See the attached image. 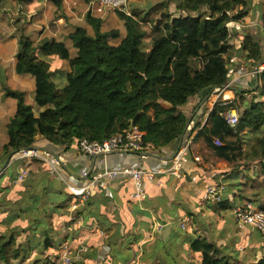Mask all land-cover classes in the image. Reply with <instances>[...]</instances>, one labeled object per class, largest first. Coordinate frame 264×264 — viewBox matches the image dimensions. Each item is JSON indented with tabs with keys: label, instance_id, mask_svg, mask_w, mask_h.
Listing matches in <instances>:
<instances>
[{
	"label": "trees",
	"instance_id": "16d2710c",
	"mask_svg": "<svg viewBox=\"0 0 264 264\" xmlns=\"http://www.w3.org/2000/svg\"><path fill=\"white\" fill-rule=\"evenodd\" d=\"M54 1L60 9L61 1ZM172 2V12L166 0L146 10L134 7L130 16L117 12L125 31L117 44L113 41L120 38L119 31H102L103 20L87 13L85 22L92 34L77 26L66 36L76 51L73 57L62 41H34L21 33L17 38L15 74L34 78L35 110L26 104L24 92L2 86L3 98L16 100V111L6 125L7 142L1 149L0 168L10 156L33 148L38 138L69 150L82 139L102 141L132 125L144 132L145 142L153 149L176 145L187 123L180 108L195 96L205 97L225 87L228 73L241 67L231 62L236 54L232 40L242 43L244 59L250 62L245 67L248 72L254 71L261 54L258 43L227 27L245 16L247 0ZM154 14L158 17L152 21ZM141 23L152 26L148 47ZM51 57L67 61L68 69L51 71ZM258 77L255 92L259 102H247L239 92L231 104L217 102L195 139H202L214 158L235 169L241 162L246 166L256 164L260 176H264V71ZM228 109H236L239 114L234 126L224 119ZM214 140L221 146L214 145ZM15 178L14 170L0 175V264H19L34 254L40 257L34 262L58 264L64 247L74 264H264V235L250 227L239 229L230 220L223 226H233L236 236L224 245L185 232H174L166 242L143 244L145 236H121L118 224L100 212V206L107 203L102 190L80 204L41 165L29 169L27 178L12 185ZM250 202L264 211V199ZM73 205L76 208L71 213ZM235 207L224 195L223 201L212 208L217 212ZM79 220L83 227L77 226ZM93 224L107 235L111 227L115 228L108 235L111 243L92 237ZM90 235L89 242L82 243L86 248L82 251L80 241ZM250 241L255 244L250 250L258 251L261 257L255 258L252 253L255 259L246 263L238 248L249 250L246 243ZM101 243L107 244L109 251L103 261L97 262V246ZM178 244L186 245L187 250L174 252ZM157 252L162 253L159 260Z\"/></svg>",
	"mask_w": 264,
	"mask_h": 264
},
{
	"label": "crops",
	"instance_id": "0c3cea01",
	"mask_svg": "<svg viewBox=\"0 0 264 264\" xmlns=\"http://www.w3.org/2000/svg\"><path fill=\"white\" fill-rule=\"evenodd\" d=\"M10 1L13 0H7L6 3L3 4V7L5 8L12 5L13 3ZM50 1L52 0H25V2L20 5L16 4L17 6L15 8H18L17 10L22 11V13L27 11V14H24V16L29 18L26 26H43L46 25L43 19H47V16H45L47 11L50 14L51 12L53 14L55 13L54 9L50 11L54 7L52 3H49ZM60 1L61 8H57L59 15L56 16L54 23L58 26L63 24L66 31L64 34L65 37L77 26L85 28L88 32V27L84 24H73V19L78 22L85 21V15L90 13L91 4H93L95 0ZM53 2L56 4L54 0ZM244 11L246 14L241 21L233 23L234 25L231 27L242 32L244 36L254 38L261 51L260 59L257 61L254 69L261 66L264 67V0H247ZM90 14L93 17L103 20L102 31L106 32L112 30L113 28L109 29L107 27L112 24L118 25L117 30L120 33V38L118 40L120 41L124 37L125 31L123 33L121 31L123 23H120L122 21H120L115 12L105 11L100 15L94 13ZM30 18H32V20ZM104 20L108 23L107 25H105ZM20 21H24V18L21 17ZM28 22H31V24ZM30 38L34 41L40 40L32 37ZM61 40L57 39L56 41ZM66 41L67 40L64 41L66 47H72L71 42ZM234 41L235 40H232L231 43L235 45L236 54L231 60L233 63H237L241 67H244L245 74H242L241 77L227 89H220V91L212 90L205 97L195 96L191 98L184 107L180 108V111L187 118L188 125L186 123L187 128L186 130L184 129V135L181 136L176 145H171L167 148L152 149L146 153L140 154L120 151L102 158L83 155L79 152L78 147L64 150L61 147L54 146L38 138L33 148L48 153L51 156L49 158L51 164L55 159L61 157L62 161L59 167H57V172L62 177L61 179H58L56 175H51L48 171L49 165L42 162H33L25 166L17 162L11 163L10 160L6 167V162L4 166H2L1 171L4 169L2 173L6 174V172L15 169L17 175L22 168H28L29 170L41 165L49 176H54L67 187L69 184L78 185L82 183L84 181L82 173L86 170L91 174L102 171L105 167L109 169H118L124 166H133L143 169L164 170L168 162L175 155L180 144L185 139L192 137L191 154L188 156L189 162L184 166V179L178 180L168 175L157 177L153 183L146 184V197L143 201L132 199L134 191L132 181L112 182L104 192L107 203L105 206H100V212L106 215L110 222L118 224L121 236L132 237L133 235H140L143 238L145 236L146 238H144L143 244H152L156 241L166 242L174 232H185L192 237H209L219 245H224L226 240L236 236L233 226L231 227L230 224L223 226V223L229 220L235 225L232 210L216 212V210L212 208L213 206H205L201 200L204 186L210 182H222L225 184V200H227L228 204L231 206H238L246 201L254 202L258 200L261 202L264 199V176H260L259 166L256 164H249L246 166L241 162L239 164L240 166L235 169L226 161L214 158L206 148L202 139H195L197 133L206 124L217 102H220L223 106L231 104L236 99V92L242 93L244 99L247 102H251V96L259 86V77L257 78L256 75L248 74V68L245 67L250 64V62L244 59L245 53L242 52V43ZM15 55L16 53L13 54L12 64L10 63L8 68L4 67L0 71L2 77L6 81V85L11 89H13V81H22L17 78L18 75L16 76L15 74ZM52 59H55V57L50 58V63ZM61 71H66V69ZM27 80L28 79L25 81ZM222 100H226V104H224ZM9 106L13 109L15 104L13 101L2 99V94H0V119L6 118L4 121L5 130L7 123L12 118L10 116L11 114L8 112ZM232 110L236 111V109H228L225 112H230ZM12 113L13 115L15 114L14 110ZM8 117L11 118L8 119ZM6 142L7 139L4 137L0 149ZM144 156L146 158H144ZM193 156H199L201 158V163H195L192 159ZM159 181L162 182L161 187L157 185ZM75 208L76 206L73 205L70 208V212L72 213L75 211ZM182 223L186 226L184 231H182L180 227ZM77 226H84L82 220H79ZM90 227L94 230L92 237L98 239L99 242H103L104 239H101L103 238L101 235L104 233L102 228L96 224ZM111 228V231H115L114 227ZM111 231L109 234L112 233ZM108 235L105 241L106 243H111V238ZM89 240V236L82 237L80 244L83 242L88 243ZM63 249L65 250L63 255L66 254L71 259L66 252V248L64 247ZM81 249L82 251L86 250L84 245L81 246ZM180 250H187V246L178 244L174 252H179ZM97 251V262H101L109 251L108 245H102L101 243L97 246ZM139 251L141 252V250ZM138 256H140V253ZM161 257L162 253L157 252L156 259L159 260ZM191 258H194V256L191 255Z\"/></svg>",
	"mask_w": 264,
	"mask_h": 264
},
{
	"label": "built area",
	"instance_id": "2783aa9c",
	"mask_svg": "<svg viewBox=\"0 0 264 264\" xmlns=\"http://www.w3.org/2000/svg\"><path fill=\"white\" fill-rule=\"evenodd\" d=\"M129 0H95L91 4L90 13L103 14L105 11L111 12H121L130 16L128 11ZM233 23H229L227 27H231ZM232 62V60H231ZM264 71V67H258L254 71L249 72L250 75H258ZM242 74H245V68L240 67L237 70H231L227 77L229 78L228 84L222 89H227L231 84H233ZM220 91V89H214ZM255 103L259 102L261 99L257 97L255 92L251 96L250 101ZM226 104V100H222ZM224 119L229 125L234 126L239 120V114L237 111L232 110L230 112H225L223 114ZM192 137L185 139L178 147L175 155L168 162L167 167L164 170H151L136 168L133 166H124L118 169L104 168L95 174L89 173L88 170L82 173L83 182L76 185H67L70 193L76 197L80 204L86 202L97 190H102L105 192L110 183L116 181H132L134 191L132 194V199L136 201H143L146 197L145 187L147 183H153L157 177L161 175H168L176 178L178 180L185 178L184 166L189 162L188 156L191 154ZM216 146H221L218 140H214ZM78 150L81 154L92 156V157H102L105 158L107 155L112 153L126 151L133 153H146L153 149V147L146 143L144 140V132H142L137 126L132 125L128 130L110 136L102 141H89L87 139H82L78 143ZM51 156L48 153L41 152L36 148L23 149L15 153L11 160V163H21L22 165H29L33 162H42L49 165L48 171L51 175H56L58 179L62 177L57 172V167H59L61 157H58L54 162L50 163ZM144 158H146L144 156ZM193 161L195 163H201V158L199 156H193ZM28 168H22L17 174L14 183L24 180L28 177ZM221 181V180H220ZM159 187L162 186V182H158ZM226 192V186L222 182H210L206 184L202 191L201 200L205 206L218 205L223 201ZM232 216L236 226L239 229L245 227H250L260 234L264 235V211L258 209L250 201H246L243 204L236 206L232 210ZM181 229L184 231L186 229L185 224H181ZM84 251V250H83ZM62 263L69 264L71 259L64 254L61 258Z\"/></svg>",
	"mask_w": 264,
	"mask_h": 264
},
{
	"label": "rangeland",
	"instance_id": "374dc122",
	"mask_svg": "<svg viewBox=\"0 0 264 264\" xmlns=\"http://www.w3.org/2000/svg\"><path fill=\"white\" fill-rule=\"evenodd\" d=\"M6 1L7 0H4L2 4H5ZM157 1H159V0H129L127 9L129 11L134 7L135 8L139 7V9L146 10L147 8L151 7V5L156 4ZM166 1L168 2V9H169L168 11H171V12L174 11L175 6H174L172 0H166ZM10 2H12L13 4L9 5L8 7H5V8L3 7L4 6L3 5L2 6L3 9H1V11H0V71L4 67L8 68L10 63L12 64L13 54L17 52V38L19 37V35L21 33H23L24 35H27L28 37L30 36L32 38H36L37 40L41 39L43 37L48 38V39H53V40H57V39L61 40L62 38H64L61 40L62 42H64L66 40V37L64 35L66 33V31L63 27V24L58 26L56 23H54L56 16L59 14L57 11V6H56V4H54L53 0L49 2V3H52L54 6L52 8V10H50V11H53V9H54L55 13L53 14L51 12V14H50L47 11V13L45 15V16H47V19L46 20L43 19L45 21L46 25L38 26V27L26 26V23L29 20V18L24 16V14H27V11L22 13V11L17 10L18 8H15L17 5H20L23 2H25V0H13ZM164 12L166 13V10ZM81 15H82V13H81ZM21 17L24 18V21H20ZM157 17H158V14H154L150 17V20L154 21ZM32 18H30V19L32 20ZM104 22H105V20H104ZM28 23L31 24V22H28ZM120 23H122V22H120ZM73 24H77V25L78 24H80V25L84 24L86 27H88L89 34H92L91 29L89 30V26L85 21L78 22V21L73 19ZM107 24L108 23L105 22V25H107ZM107 27L109 29H111V28L115 29L116 28L115 30H117L118 25L112 24V25L107 26ZM140 27L145 33L144 44L148 47L150 39H151V35H152V26L150 24L141 23ZM121 31L123 33L124 28H122ZM40 36H42V37H40ZM118 41L117 42L113 41V43L117 44ZM68 50L70 53V57L75 56L76 51L71 46H68ZM50 66H51V71L65 70V69L67 70L68 69V62L67 61H61V60H58L55 58V59L51 60ZM17 78L21 79L22 81H17V82L11 81L13 89L24 92L26 104L34 108L35 107V104L33 101V94L35 91V80H34V78L31 75L17 76ZM26 79H28V80L25 81ZM52 80L57 82L56 79H54V78ZM4 85H6V81L2 77V73L0 72V94H2V99H7L9 101H13V103L16 106V101L14 99L3 98L2 86H4ZM15 106L13 109L11 106H9V108H8V112H9V114H11L10 115L11 117L14 116L12 111L14 110V112H15ZM11 117H8V119ZM5 120H6V118L0 119V146L2 145L3 138L5 137V139H7L6 130L4 127V121ZM1 149H2V147H1ZM1 149H0V154H1ZM19 164H21V163H19ZM3 170L4 169H2V171H1V168H0V175L2 174ZM14 172H16L15 169H14ZM16 177H17V175H16ZM14 180H13L12 185H17L18 183L15 184ZM103 234L101 235L103 237L101 239H104L103 241H105V239H107V235H103ZM89 237H91V235ZM254 245H255L254 242L250 241L249 243H246V247L249 248V250L244 251V250H242V247L238 248L239 251L241 252V255H243L242 260H244L246 263H252L253 259L261 257V253H259L258 251L253 253V251L250 250V249H254L253 248ZM252 253L255 254L254 255L255 258H253V259L251 256V255H253ZM36 258H40V257H38V255L34 254L33 256L30 257L29 260L21 262L19 264H33V263L34 264H40V263L34 262V260ZM58 264H64V263H62V261H59ZM69 264H74L72 259H71Z\"/></svg>",
	"mask_w": 264,
	"mask_h": 264
},
{
	"label": "water",
	"instance_id": "95a60500",
	"mask_svg": "<svg viewBox=\"0 0 264 264\" xmlns=\"http://www.w3.org/2000/svg\"><path fill=\"white\" fill-rule=\"evenodd\" d=\"M256 69H257V68H256ZM256 77L258 78V75H256ZM187 125H188V123H187ZM187 125H186V127H185V130H186V128H187ZM185 130H184V132H185ZM184 132H183L182 136L184 135ZM22 150H23V149H22ZM11 158H12V156H10V157L8 158V160L6 161L5 167L8 165V163H9V161H10Z\"/></svg>",
	"mask_w": 264,
	"mask_h": 264
}]
</instances>
